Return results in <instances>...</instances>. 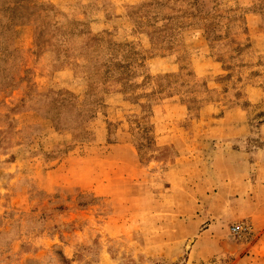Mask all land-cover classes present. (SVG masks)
Instances as JSON below:
<instances>
[{
	"label": "rangeland",
	"instance_id": "obj_1",
	"mask_svg": "<svg viewBox=\"0 0 264 264\" xmlns=\"http://www.w3.org/2000/svg\"><path fill=\"white\" fill-rule=\"evenodd\" d=\"M0 264H264V0H0Z\"/></svg>",
	"mask_w": 264,
	"mask_h": 264
},
{
	"label": "built area",
	"instance_id": "obj_2",
	"mask_svg": "<svg viewBox=\"0 0 264 264\" xmlns=\"http://www.w3.org/2000/svg\"><path fill=\"white\" fill-rule=\"evenodd\" d=\"M230 231L233 235L241 236L249 232V227L244 223L235 224L230 228Z\"/></svg>",
	"mask_w": 264,
	"mask_h": 264
}]
</instances>
